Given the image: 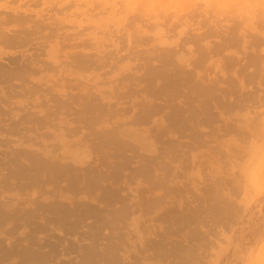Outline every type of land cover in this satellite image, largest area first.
<instances>
[{
	"label": "rangeland",
	"instance_id": "rangeland-1",
	"mask_svg": "<svg viewBox=\"0 0 264 264\" xmlns=\"http://www.w3.org/2000/svg\"><path fill=\"white\" fill-rule=\"evenodd\" d=\"M0 17V264H264V0Z\"/></svg>",
	"mask_w": 264,
	"mask_h": 264
},
{
	"label": "bare ground",
	"instance_id": "bare-ground-1",
	"mask_svg": "<svg viewBox=\"0 0 264 264\" xmlns=\"http://www.w3.org/2000/svg\"><path fill=\"white\" fill-rule=\"evenodd\" d=\"M3 7H5V6H3ZM21 10L22 9V5H19L17 8H16V10ZM24 12H26V10L24 11ZM27 16H24L23 14L20 16V17H18V18H15L17 21H18V23H21V21H23L25 18H26ZM11 18H13V17H11ZM14 19V18H13ZM6 22H7V18L5 19V18H2V17H0V44H2L3 46H9V45H15V44H18V45H23V44H26L27 42H29V40H30V38H31V31L28 29V28H26V27H24V26H22V25H18L17 26V29L16 30H11L9 27H7L6 26ZM6 31H11V33H7ZM1 55H2V51L0 50V57H1ZM168 63L167 62H165V64L164 65H167ZM170 64H172V63H170ZM169 68V67H168ZM160 69V68H159ZM159 69H156V70H154V71H151L150 72V76H159V75H162V76H165V74H167V72H166V68H161L160 70ZM172 69V68H171ZM10 73V72H9ZM3 74V73H2ZM9 75V74H8ZM175 76H173V78H174ZM165 78V77H164ZM167 78V77H166ZM168 78H170V77H168ZM172 78V77H171ZM176 78V77H175ZM179 79H180V77H179ZM184 79V78H183ZM166 80V79H165ZM172 80V79H171ZM176 80V79H175ZM178 80V79H177ZM186 80V79H185ZM190 80H192L191 78H190ZM193 81H196L197 82V80H193ZM199 82V81H198ZM168 86V85H167ZM193 86H194V84H193ZM192 86V87H193ZM200 86H204V85H201V83H200ZM197 87V86H196ZM199 87V86H198ZM167 87H165V89H166ZM200 88V87H199ZM197 89L196 91L198 92H200V93H203V92H201V90L200 89ZM204 88V87H203ZM208 88L209 87H206V89L205 90H207L208 91ZM211 88V87H210ZM195 89V88H194ZM210 90V89H209ZM214 90V89H213ZM195 91V92H196ZM212 91V90H211ZM211 91H209L208 93H210L211 95H212V93H211ZM196 93V94H200V93ZM213 93H214V91H213ZM195 94V93H194ZM204 95V94H203ZM208 95V94H207ZM194 96H196V95H194ZM204 96H206V95H204ZM212 96H214V94L212 95ZM197 97V96H196ZM116 174H117V172H116ZM93 175H95V176H97L96 178V180H95V182H97V183H101V181L103 180L102 179V177L100 176V175H102V174H100V173H95V174H93ZM105 176V175H104ZM103 176V177H104ZM113 176H115V177H117L116 175H113ZM98 185V184H97ZM107 246V248H109L108 247V245H106ZM90 249L92 248V247H89ZM88 248H86L85 250H87ZM90 249H88V250H90ZM93 249V248H92ZM91 249V250H92ZM108 250V249H107ZM94 251H97L96 253L98 254V250H94ZM28 252V251H27ZM27 252H26V254H27ZM86 252V251H85ZM91 252V251H90ZM100 252V251H99ZM104 252V251H103ZM103 252H100V253H103ZM95 253V252H94ZM93 253V250H92V252H91V254H92V259H94L95 260V258L93 257L94 255L97 257V255L96 254H94ZM99 253V254H100ZM33 255H31V256H34V252L32 253ZM39 254V255H38ZM86 254V253H85ZM89 254V253H88ZM88 254H86V255H88ZM98 254V256H100V257H102V255L100 254L99 255ZM107 254V253H106ZM41 254L40 253H37L36 254V256L38 257V258H40L41 256H40ZM110 255V254H109ZM40 256V257H39ZM85 256V255H84ZM89 256H87L86 257V260H89V262H91V261H94V260H90L89 258H88ZM100 257H99V259H100ZM88 258V259H87ZM30 259V258H29ZM32 260V259H31ZM25 262H28V261H25ZM32 262V261H31ZM21 264V263H20ZM29 264H30V261H29ZM83 264H87V261H85V263L83 262Z\"/></svg>",
	"mask_w": 264,
	"mask_h": 264
}]
</instances>
